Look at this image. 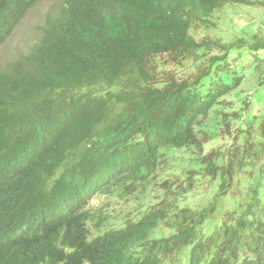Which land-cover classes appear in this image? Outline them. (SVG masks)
I'll use <instances>...</instances> for the list:
<instances>
[{"label": "trees", "instance_id": "trees-1", "mask_svg": "<svg viewBox=\"0 0 264 264\" xmlns=\"http://www.w3.org/2000/svg\"><path fill=\"white\" fill-rule=\"evenodd\" d=\"M38 1L0 0V46ZM227 5L264 0H63L29 50L0 66V264H183L182 252L184 264H264V162L256 176L235 158L248 125L227 129V154L200 135L247 71L264 81V30L206 31ZM161 54L188 61L192 76L163 78ZM168 149L197 155L219 181L212 200L119 212L113 223L95 200L154 181ZM244 171L243 198L205 232Z\"/></svg>", "mask_w": 264, "mask_h": 264}, {"label": "rangeland", "instance_id": "rangeland-1", "mask_svg": "<svg viewBox=\"0 0 264 264\" xmlns=\"http://www.w3.org/2000/svg\"><path fill=\"white\" fill-rule=\"evenodd\" d=\"M62 3L63 0H39L28 10L12 35L0 46V66L29 50L40 37L45 21L57 14ZM211 20H213V24L211 23V27L206 31L225 39H229L243 30L246 32L263 31L264 7L227 5L216 11ZM154 61L158 73H161L163 78L169 72L181 77L192 76L188 61L178 65L171 62L166 54L156 56ZM224 100L209 112L201 126L200 135L206 141L209 140L206 148H221V151L223 150L227 154L234 142L231 138H227V129L230 128L231 131L235 130L241 133L237 127L248 125L247 146H237L235 158L242 165L248 163L246 167L248 170H250L249 165L253 166V175L257 176L255 165L264 162V132L261 127L264 119V81L259 83L258 78L247 71L244 83L236 91L227 95ZM227 126L228 128H226ZM240 135L237 134L238 137ZM165 156L167 162L163 169L156 174L154 181L138 186L132 194L127 191L122 193V188L116 185L112 189V195L98 196L94 203L97 206L103 205L105 210L113 212V223H117L118 218L115 217L119 216V212L145 210L147 206L158 203L173 209L183 208L187 205L192 210H200L208 205L212 200V194L217 191L219 181L213 180L210 174H205L207 172H202L197 155L168 149ZM193 169L200 173L192 171V178L185 179L188 172ZM171 173L175 174V178H171ZM250 180L248 171L236 174L232 181L235 190L229 191L228 189L226 197L218 198L219 207L212 220L206 221L203 227L205 232L210 233L215 225L220 224L222 215L237 205L235 199L243 198ZM186 181L190 183L191 187L188 184L185 185ZM181 186L189 189L186 195H178V192H182ZM121 193L122 196H120ZM184 251L187 252V249ZM179 259L183 264L186 262L187 256L184 252L180 254Z\"/></svg>", "mask_w": 264, "mask_h": 264}]
</instances>
